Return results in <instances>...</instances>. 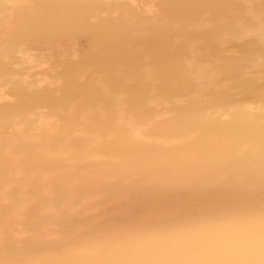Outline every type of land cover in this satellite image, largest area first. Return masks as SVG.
I'll return each instance as SVG.
<instances>
[{
    "label": "bare ground",
    "instance_id": "6f19581e",
    "mask_svg": "<svg viewBox=\"0 0 264 264\" xmlns=\"http://www.w3.org/2000/svg\"><path fill=\"white\" fill-rule=\"evenodd\" d=\"M19 2L44 7L0 19V264L242 240L243 217L126 226L259 201L264 0Z\"/></svg>",
    "mask_w": 264,
    "mask_h": 264
},
{
    "label": "snow or ice",
    "instance_id": "6c2138e0",
    "mask_svg": "<svg viewBox=\"0 0 264 264\" xmlns=\"http://www.w3.org/2000/svg\"><path fill=\"white\" fill-rule=\"evenodd\" d=\"M34 7L44 6L21 3L19 0H0V19L8 21L19 10ZM260 23L261 36L264 38V13ZM260 69L264 74V57L261 58ZM261 108L264 112V102ZM128 126L132 135L143 138V129L137 128L131 121ZM255 154L256 149L253 147L254 157ZM258 157V177L255 174L247 177L253 185L258 179V202L250 199L225 207L191 213L179 212L175 217L156 221H133L126 226L129 232L164 234L174 232L180 224L191 219L225 220L243 217L252 227L239 242L217 234L200 233L178 237L170 243L107 252L96 259L77 261L74 264H264V120L261 121L259 132ZM252 167L254 170V160Z\"/></svg>",
    "mask_w": 264,
    "mask_h": 264
},
{
    "label": "rangeland",
    "instance_id": "374dc122",
    "mask_svg": "<svg viewBox=\"0 0 264 264\" xmlns=\"http://www.w3.org/2000/svg\"><path fill=\"white\" fill-rule=\"evenodd\" d=\"M89 41V42H88ZM81 43V44H80ZM90 43V40H88V39H86V37H82L81 39H80V42H79V44H80V47H81V49H82V52H83V54H86V53H88L89 51L88 50H90L91 49V47H92V41H91V44H89ZM90 45V46H89ZM84 48V49H83ZM86 52H85V51ZM2 177L0 176V179H1ZM3 179V178H2Z\"/></svg>",
    "mask_w": 264,
    "mask_h": 264
}]
</instances>
